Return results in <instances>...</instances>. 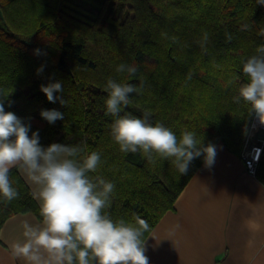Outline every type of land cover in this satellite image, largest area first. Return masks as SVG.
I'll return each mask as SVG.
<instances>
[{
    "label": "trees",
    "instance_id": "16d2710c",
    "mask_svg": "<svg viewBox=\"0 0 264 264\" xmlns=\"http://www.w3.org/2000/svg\"><path fill=\"white\" fill-rule=\"evenodd\" d=\"M244 25L250 27L242 30ZM262 32L264 6L256 0H0V95L8 94L5 111L30 124L29 136L38 131L42 146L55 142L98 152L101 164L89 175L115 184L104 212L113 220L145 219V240L204 156L180 174L169 160L153 163L139 151H120L110 130L115 118L105 115L107 80L141 89L129 94L121 115L150 111V123H162L178 138L193 131L203 145L220 141L239 155L253 112L233 97L247 82L242 61L264 45ZM120 64L135 65L137 72H118ZM56 81L64 92L55 95L65 105L41 91ZM41 109H56L64 119L50 124ZM255 176L264 184V148ZM9 178L19 197L8 202L0 196V229L16 213L42 218L18 168Z\"/></svg>",
    "mask_w": 264,
    "mask_h": 264
},
{
    "label": "clouds",
    "instance_id": "9594fccd",
    "mask_svg": "<svg viewBox=\"0 0 264 264\" xmlns=\"http://www.w3.org/2000/svg\"><path fill=\"white\" fill-rule=\"evenodd\" d=\"M256 4L264 6V0H256ZM249 27L244 25L242 30ZM260 35L264 36V32ZM226 38L231 41V34L226 33ZM203 40H208L207 34ZM34 51L40 54L39 49ZM42 70L41 66L37 73ZM116 70L130 76L137 72L135 65L126 64L118 65ZM242 72L247 82L240 84L238 95L233 99L239 103L242 98L250 105V112L264 124V45L242 61ZM40 87L48 101L59 100L65 105L63 96L55 95L64 92L61 82ZM104 91L107 92L105 115L115 118L110 130L120 151H139L153 163L157 157L169 160L180 174H186L190 163L201 155L206 167L214 164L216 146L203 145L201 137L197 138L193 131L184 130L178 138L162 123H150V111L141 117L121 115L122 108L130 103L129 94L140 92V88L109 78ZM7 95H0V196L8 202L19 197L9 173L14 167L20 168L37 186L33 197L39 202L42 217L40 225L23 223V242L10 245L13 258L25 264H149L142 239L150 230L148 222L139 217L134 223L123 218L113 220L104 212L110 207L115 184L89 175L99 168L100 154L85 153L80 146L55 142L42 146L38 131L29 136L30 124L14 112L5 111L3 98ZM40 115L50 124L64 119V114L56 109H41ZM179 228L177 223L175 229Z\"/></svg>",
    "mask_w": 264,
    "mask_h": 264
},
{
    "label": "crops",
    "instance_id": "0c3cea01",
    "mask_svg": "<svg viewBox=\"0 0 264 264\" xmlns=\"http://www.w3.org/2000/svg\"><path fill=\"white\" fill-rule=\"evenodd\" d=\"M215 146L214 164L209 168L203 161L173 209L146 236L149 264H264V184L246 170L240 154L220 141ZM18 171L36 191L24 171ZM24 222L40 225L42 218L27 211L5 220L0 229V264H25L13 258L10 248L23 242Z\"/></svg>",
    "mask_w": 264,
    "mask_h": 264
},
{
    "label": "built area",
    "instance_id": "2783aa9c",
    "mask_svg": "<svg viewBox=\"0 0 264 264\" xmlns=\"http://www.w3.org/2000/svg\"><path fill=\"white\" fill-rule=\"evenodd\" d=\"M264 148V124L253 112L247 133L243 140L240 157L246 170L255 174Z\"/></svg>",
    "mask_w": 264,
    "mask_h": 264
}]
</instances>
